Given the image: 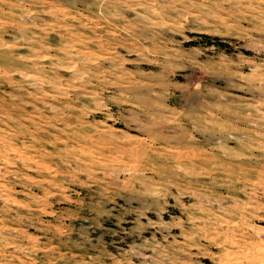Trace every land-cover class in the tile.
<instances>
[{
	"label": "rangeland",
	"instance_id": "obj_1",
	"mask_svg": "<svg viewBox=\"0 0 264 264\" xmlns=\"http://www.w3.org/2000/svg\"><path fill=\"white\" fill-rule=\"evenodd\" d=\"M0 264H264V0H0Z\"/></svg>",
	"mask_w": 264,
	"mask_h": 264
}]
</instances>
